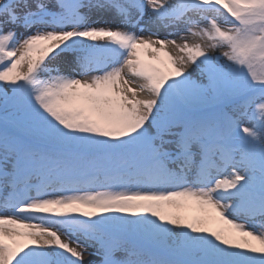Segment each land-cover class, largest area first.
Returning a JSON list of instances; mask_svg holds the SVG:
<instances>
[{
    "label": "snow or ice",
    "instance_id": "obj_1",
    "mask_svg": "<svg viewBox=\"0 0 264 264\" xmlns=\"http://www.w3.org/2000/svg\"><path fill=\"white\" fill-rule=\"evenodd\" d=\"M0 264H264V0H0Z\"/></svg>",
    "mask_w": 264,
    "mask_h": 264
},
{
    "label": "rangeland",
    "instance_id": "obj_2",
    "mask_svg": "<svg viewBox=\"0 0 264 264\" xmlns=\"http://www.w3.org/2000/svg\"><path fill=\"white\" fill-rule=\"evenodd\" d=\"M92 257H88L87 255H86V257H85V259H86V261L88 260V259H91Z\"/></svg>",
    "mask_w": 264,
    "mask_h": 264
},
{
    "label": "bare ground",
    "instance_id": "obj_3",
    "mask_svg": "<svg viewBox=\"0 0 264 264\" xmlns=\"http://www.w3.org/2000/svg\"><path fill=\"white\" fill-rule=\"evenodd\" d=\"M190 42H192L191 40H190ZM145 59H147L148 57H147V55H145V57H144Z\"/></svg>",
    "mask_w": 264,
    "mask_h": 264
}]
</instances>
